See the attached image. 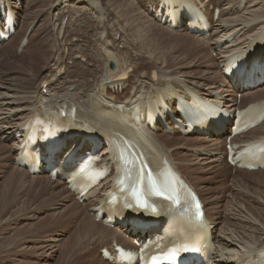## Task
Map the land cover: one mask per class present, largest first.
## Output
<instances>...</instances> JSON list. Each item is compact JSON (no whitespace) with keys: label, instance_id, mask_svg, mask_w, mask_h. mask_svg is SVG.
Wrapping results in <instances>:
<instances>
[{"label":"bare ground","instance_id":"obj_1","mask_svg":"<svg viewBox=\"0 0 264 264\" xmlns=\"http://www.w3.org/2000/svg\"><path fill=\"white\" fill-rule=\"evenodd\" d=\"M29 1L0 0V4L5 5L19 20L20 27L16 35H19L22 31L25 34L35 24L37 18H42L43 13L46 12L45 10L42 13L36 11L39 14L30 12V14H27ZM167 1L171 3L166 6ZM127 4L132 5L129 2ZM79 5L83 7L84 11L89 12L88 16L92 20L96 19L95 24H92L95 27V36H98L96 44H99V47L83 49L69 44L70 46L67 48V43L70 41L68 40L69 31L63 26L64 21L69 19V25L74 28L78 26L81 29L86 25V22H83L86 21L85 17L71 23L74 21L71 14L75 10H80ZM191 5L199 8V14L204 12L207 15L210 21V39H205V36L202 35L192 36L187 32L190 29V16L187 15H190L189 8ZM182 7L186 8V11L182 12ZM160 8L162 9V18L158 17ZM50 10L53 14V21L49 24L54 34L57 35L54 37L56 46L52 47L51 53L48 50L41 52V56L37 58V63L34 62L33 65H28L32 69L30 74L24 71L25 66L20 70V75H28V79H22V75L19 78H15L16 76L4 78V81L7 80V82H4L5 84L0 87V91H2L0 92V136L1 143H10V147H6V152L9 153L8 156L11 157V162L16 167L13 166L15 169L10 179L12 184L17 183L24 191L35 193L36 197H40L39 194L42 197L47 196L50 201H55L64 195L73 201L65 206L63 214L69 222L75 224L76 233L73 234V237L82 235L83 231L86 233L81 238L79 236L81 240L79 239L72 247V253L69 254L70 259L76 262L75 257L78 258L79 253L75 250L79 244L83 245L81 259L88 261L87 263L83 262L84 264H94L91 258L96 249L107 250L111 255L108 259H115L117 256L115 246H121L126 250L135 249L136 244L145 240L150 241L153 237L158 236L160 228L144 233L135 230L130 223L108 227L104 221H97V214L100 212L98 207L104 201L107 186H103L97 199L81 202L68 190V185L62 180L53 181L48 174L34 175L27 171L32 167H37L36 164L26 169L20 168L21 166L18 167L23 164L20 160L22 150L19 147L24 136H20V129L25 124L24 128H26L36 118L44 117L46 111L63 110L67 115L72 112L76 114V120L72 121H69L68 117L64 118L66 120L61 121L59 119L60 115L54 114L56 115L53 118L55 126L50 131H56L57 141H62L60 152L57 155L48 156L45 154L44 148L38 146L44 160H50L48 165L44 163L40 171L44 172V169L48 166L51 171L61 172L60 177H63L73 162L91 151V142L88 140L87 135L81 131L73 132L79 129L72 124L80 126L83 132L94 129L96 124H100L101 128L106 131H112L113 128H117L119 125L124 128L125 124L124 122L121 123V118L126 114H122L117 109L122 107V110L129 111L135 105L142 106L143 101L148 98L151 99V102L159 98L169 108V112L164 113L163 117L171 125V131L166 133L164 129L157 128L155 132H150V148L159 159L164 157L168 159L180 174L191 183L201 198L208 217L210 235L216 245L209 256L211 264H250L246 263L247 256L251 255L254 258L264 250V208H262L264 205L251 197V195H257L256 197L259 196L258 198L264 199V168L251 171L244 167H231L227 161L229 155L232 156L233 154L232 150L237 156L249 144L260 142L264 145V133L257 135L259 130L264 128V115L260 126L244 137L233 138L230 142L233 147L228 150L226 141L233 133V124L232 126L231 123L224 124L222 129H219L215 124H209L208 126L195 128L193 134L186 135L184 132L185 125L179 116L180 109L179 106L177 107V103H179L178 99L181 97V101H184V105H187L190 97H187L186 91L191 90L213 101L224 103L234 112L237 110L246 111L244 118L250 121L258 118L264 112V91L261 88H258L255 92L244 91L245 94L239 95L241 92L229 87L222 76L221 70L223 65L226 68L231 61L238 62L241 60L240 65L245 66L248 62L252 63L254 59H260L264 68V0H146L143 5L138 7L137 11L133 8L128 10L129 14L135 18V23L123 16L125 21L131 24V28L136 31L135 36H132L129 32L130 28L121 25L120 27L117 23L118 30H116L113 25L114 31H120L123 34L122 37L126 42L124 49L114 47L113 43L109 41L110 34L113 32L109 27L111 25L110 20L115 24L116 21L119 22L121 19L118 21L117 17H113L114 15L111 12L107 14L108 10L102 0H53V6ZM169 13L172 14L171 19H173L170 23L178 27L175 30H172L170 28L172 26L168 25V19L165 24L162 23L165 14L170 15ZM240 13H244V19L235 20L238 19ZM195 19H199V17H195ZM89 26L92 28V25ZM106 31L107 36L102 39ZM131 37H134V39ZM62 40L66 41V47L63 45ZM158 41L168 43L162 46L156 43ZM11 42L12 39L6 44L0 43V52L8 51L5 58L9 56ZM155 51L159 57L156 56L157 54L153 56ZM71 52L74 56L77 55L79 60L85 62V64L81 65L82 63L76 61H67L72 60L69 58ZM234 52L238 53L232 54ZM175 53L179 54L177 58L184 55L194 58L192 62L196 63L193 67L191 65L186 66V69L195 70L204 66H199V63L203 60H206L209 66L204 68L205 72L199 71L195 74L187 71L181 73V75L188 76L196 75L195 77L168 73L169 70L167 71L168 67L165 64L171 60ZM213 54H215L216 59L211 57ZM21 57H15L18 60L16 63H22ZM43 64L45 65L44 71L47 70L49 73L36 80L34 68ZM11 65L15 66L16 64L11 63ZM215 70L217 72L216 77H210L215 74ZM256 80L254 79V81ZM37 81L38 83L34 87L33 84ZM31 82L32 85H30ZM122 90L124 92L119 93ZM193 102L198 105L197 101L194 100ZM49 115L51 116V113ZM46 120L44 124L53 121ZM176 122L180 127L179 129L176 127ZM158 124L162 125V122L158 121ZM98 132L103 135L101 131L98 130ZM158 132H162V134H158ZM44 133V128L38 129V139H42ZM248 136H252L251 140L247 139ZM16 137L18 139H15ZM112 144L117 146L116 142H112ZM184 150L187 151L186 154L183 153ZM71 154H74V156L70 157ZM250 154L251 152L246 153V155ZM246 155H239L238 160L244 162L243 164H252L245 161L248 158ZM117 157L122 159L118 154ZM181 158L185 160L182 161ZM113 161L116 163L115 157ZM183 162H191L193 166H198V168L191 169ZM200 162L204 163L205 167ZM222 166L235 175L224 176L226 178L220 176L218 171ZM142 169L143 165L138 164L134 168L126 170L123 163L120 171H118V180L122 185L117 192L132 205H137L135 193L137 189L140 190V181L130 182L124 180L122 176L128 175L132 171L140 174ZM147 172L153 173V167L143 169V173ZM196 173L199 177L194 181L189 176ZM205 175L211 176L212 180L199 179ZM24 176L26 179H23ZM253 176H256L255 182L250 184L247 177L251 178ZM27 177L30 179L28 182L26 181L28 180ZM227 180L232 184V190L225 186ZM209 181L219 184L217 188L210 190L213 194L224 195L238 189L235 195L231 193L233 195L232 200L236 205L234 210H228V218L223 219L222 213H217L215 216L210 214L209 201L198 186ZM47 187L53 189L49 190ZM254 187H258L263 193L255 191L254 195ZM144 200L152 202L153 197L151 194H147ZM56 219L58 218L56 217ZM159 223L162 226L164 220H159ZM221 224H223L222 227L218 229ZM80 229L83 231L80 232ZM194 233L195 231L192 229H187L186 236L191 237ZM120 242L128 246L124 247ZM99 255L101 262L115 264L102 258L101 254ZM251 264H264V260L262 258L255 259Z\"/></svg>","mask_w":264,"mask_h":264},{"label":"rangeland","instance_id":"obj_2","mask_svg":"<svg viewBox=\"0 0 264 264\" xmlns=\"http://www.w3.org/2000/svg\"><path fill=\"white\" fill-rule=\"evenodd\" d=\"M102 1L104 2L108 10L107 14L111 12L112 15H114L113 17L115 18L117 17L116 19L118 21L121 19L119 22L116 21L115 24H113L112 21L110 20L111 25H109V27L113 32H111L110 34L109 41L113 43L112 45L114 47H117V48L119 47L118 49H124L126 42H125V39H123L122 37L123 34L120 31H114L113 25L116 27V30H118L117 23H119V26L121 25L123 27L125 26L126 28H130L129 32L132 34V36H135L136 31H134L131 28V24L125 21L124 17L127 20L135 23V18H133V16L129 14L128 10L133 8L137 11L138 7L143 5L146 0H125V1L124 0H102ZM134 1L136 4L134 3ZM128 2L131 3L133 6L128 5L127 4ZM118 5L120 8L118 7ZM52 6H53V0H32V1L30 0L29 1L27 5V9H28L27 14H30V13L39 14L45 10L46 12L43 13L42 18H37V20L35 21V24H33L25 34L22 31L19 35H15L12 38V42L9 46V56H7V58H5V54L8 51L0 52V87H2V85H4L7 82V80L4 81V78L7 79V77L11 78V76H16L15 78H19L22 75V79H25V78L28 79L29 77L28 75H23V74L20 75L19 73L20 70H22L25 66L26 70L24 69V71L30 74L32 69L28 65H33L34 62L37 63V58L41 56V52L45 50H48L50 52V50H52V47L54 45L56 46V39L54 37L57 35L56 33L54 34V31L49 24V22L53 21V14H52V11L50 10ZM78 7L82 12L80 10H75L71 14V16L74 17L73 18L74 21L71 23H74L76 20L77 21L80 20L79 18L82 19L83 17H85L86 21H83V20L81 21L86 22V25H84L81 29L78 26L77 28H74L69 25L70 24V22L68 23L69 19H66V21H64L63 26L69 31L68 40L70 41L67 43L68 46L66 45L65 40H62V43L65 47L67 46V48L70 46L69 44H72V46H75V47L77 46L83 49L84 48L94 49L99 45V44L98 45L96 44L98 36H95L96 31H94L95 27H93V25L95 24L94 21L96 19L92 20V18L88 16L89 12L84 11L83 7L80 5ZM36 11L39 13H37ZM243 14L244 13H240L238 15V19H235V20L239 21V18L244 19ZM49 17H50V20H49ZM225 19L227 20L228 17ZM235 20H232V21H235ZM89 25H92V28ZM84 30L87 33H85ZM85 34L88 36H86ZM106 36H107V31L103 34L102 39H105ZM131 38L134 39V37H131ZM61 39L62 37L60 38V40ZM23 40H26V46L21 48ZM60 40L58 39V42ZM156 43L164 46L168 42L158 41ZM156 48L158 47L156 46ZM70 54L71 56L69 58H71L72 60H67V61H72V62L76 61L77 63H82L81 65L85 64V62H81V60H79L77 55L74 56L72 52ZM155 55L158 56V53L156 51L154 52L153 56ZM20 56H22L21 60H22V63L24 64H22L21 62L16 63V61L18 60H16L15 57L18 58ZM178 56L179 54L175 53L172 56L171 60H169L165 64V66L168 67L167 68V71L169 70L168 73L170 72L172 74L185 76V77H195L196 75L188 76V75H181V73H186L187 71H190L195 74L199 71L205 72L204 68H208L209 66V63L206 62V60H203L199 63V66H202V65L204 66L199 67L198 69H195V70L193 69L189 70V69H186L185 67L190 66V65L191 67H193L194 63H196V62L194 63L192 62L193 61L192 59L194 58L190 56H185V55L181 56L180 58H177ZM211 57L213 59H216L215 54L211 55ZM11 63H14L16 65L13 66L11 65ZM108 67L110 68V66ZM36 68H34L35 70L34 74L36 76V80L40 79L41 77H44L46 74L49 73L47 70L44 71V68H45L44 64ZM7 71L8 73L9 72H12V73L8 74L6 73ZM214 73L215 74H212L210 77H216V73H217L216 70L214 71ZM37 83L38 81L34 83L33 86L35 87ZM30 85H32V82L30 83ZM261 88H262L261 90L264 91V86H262ZM263 133H264V128L259 130L257 135L258 134L261 135ZM158 134H162V132H158ZM251 137L252 136L250 137L248 136L247 139L251 140ZM6 147L9 148L10 143L8 144L6 142L1 143V136H0V221H1L0 222V264H84L83 262L87 263L88 261H83L81 259V253H83V245L81 244H79L75 250L77 253H79L78 258L75 257L76 262L70 259L71 257L69 255L70 253H72V247L86 233L85 231L80 229V232L83 231L82 235H79L80 238L77 235L73 237V234L76 233L75 224L73 222H69L67 217L64 216L63 214L64 213L63 210L65 206L73 201L68 199L65 195L62 196L61 198H57V200L55 201H50L47 198V196L42 197L41 194H39L40 197H36L35 193L24 191V189L17 183L12 184V182H10V179L16 167L12 164L11 157L8 156L9 153L6 152ZM183 153L186 154L187 151L184 150ZM181 160L184 161L185 159L181 158ZM183 163L184 165L190 166L191 169L198 168V166H193L192 165L193 163L191 162H183ZM200 163L203 164L202 165L203 167H205L204 163L202 162ZM180 164L182 165V163ZM198 171H201V170H198ZM218 174L222 177L235 175L234 173H231L229 169H225L223 166L218 171ZM189 177H191L192 179H194V181H196L195 179L199 176L196 173V174H191ZM255 177L256 176H253L251 178L247 177L250 184L252 182H255V179H256ZM24 178L26 179L25 176L23 177V179ZM28 178L29 177H27V179ZM244 178L246 179V177ZM199 179L212 180V177L205 175L203 178H199ZM29 180L30 179L26 181L28 182ZM198 186L200 189H202L203 195L209 201L208 209H210V214L215 216V214L217 213H222L223 219L225 217L228 218L229 216L228 210L235 209L236 203L232 200V198H233V195L237 193L238 189H235V191L233 192L231 191L233 195H231L230 192L222 195L218 193L213 194L210 192L211 189L217 188L219 184H214L213 182L209 181L208 183H204L202 185L199 184ZM225 186L228 187L229 190L233 189V186L229 182V180L226 181ZM52 189L53 188H49V190H52ZM255 191H261L263 193V191L261 189H258V187H254V190H253L254 195H255ZM256 196L257 195L255 196L251 195L252 199L264 205V199L258 198L259 196L258 197ZM61 205H64V206H61ZM262 208H264V206ZM57 211L60 213V215ZM56 217L58 219H56ZM242 217L244 218V216ZM222 225L223 224H221L218 229H220ZM120 244H122L124 247L128 246L127 244L123 242H120ZM100 252L101 250L96 249L95 252L92 254L91 260H93L94 264H105L100 261V255H99Z\"/></svg>","mask_w":264,"mask_h":264},{"label":"snow or ice","instance_id":"obj_3","mask_svg":"<svg viewBox=\"0 0 264 264\" xmlns=\"http://www.w3.org/2000/svg\"><path fill=\"white\" fill-rule=\"evenodd\" d=\"M143 169H147L146 164L143 165ZM143 169L141 170L142 175H143ZM147 178H148L149 182L151 183L150 194L157 195V196H163L164 190L162 188H157L155 183L152 182V173L151 172H147ZM135 194L137 196V201L141 207L148 206L147 201H145L143 199L144 194L139 189L136 190ZM197 207H199V205H197ZM178 251L179 250H177V249L171 250L170 252L167 253V255L165 256V259L168 260L170 262V264H175V262L177 260Z\"/></svg>","mask_w":264,"mask_h":264}]
</instances>
